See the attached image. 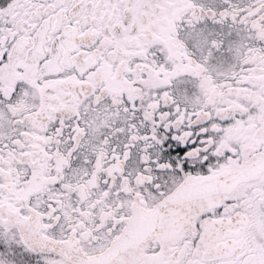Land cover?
<instances>
[{
  "label": "snow or ice",
  "instance_id": "obj_1",
  "mask_svg": "<svg viewBox=\"0 0 264 264\" xmlns=\"http://www.w3.org/2000/svg\"><path fill=\"white\" fill-rule=\"evenodd\" d=\"M0 264H264V0H0Z\"/></svg>",
  "mask_w": 264,
  "mask_h": 264
}]
</instances>
